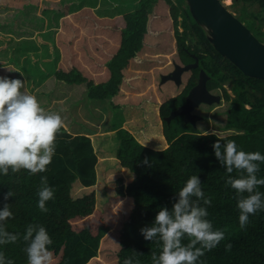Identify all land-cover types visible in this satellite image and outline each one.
Instances as JSON below:
<instances>
[{
  "label": "trees",
  "instance_id": "1",
  "mask_svg": "<svg viewBox=\"0 0 264 264\" xmlns=\"http://www.w3.org/2000/svg\"><path fill=\"white\" fill-rule=\"evenodd\" d=\"M164 1L170 5L171 17L177 27L179 61L176 63L194 62L192 54H195L199 65L190 70L191 75L180 94L159 106L164 120V136L168 141L166 148L147 146L128 129L116 131V157L121 167L133 176L127 183L119 177L115 192L111 194L130 199L127 207L130 205V208L123 211L121 227L118 228L120 249L117 251V263L123 264L127 259L129 264H153V257L158 260L163 247L159 234L152 240H145L140 230L154 225L155 216L162 207L171 211L179 199V190L192 175H197L211 205L197 202L207 207V219L212 221L214 229L225 232V239L212 250H205L199 264H264V210L250 215L246 227H240L237 201L242 197L227 184V180L239 178L246 172L233 169L228 173L212 147L219 140L223 150L227 141H235L238 149L264 154V79L244 74L223 57L210 43L206 31L193 18L184 0L183 5L172 0ZM158 3L159 0H137L133 4L137 8L125 14L127 25L122 32V45L108 63L111 78L107 82L95 84L76 68L70 72L54 70L56 78L69 84H83L87 101L111 100L120 90L124 66L127 67L130 60L137 57L145 44V34L150 30V15ZM232 5L238 6V18L264 42V0H233ZM179 25L183 27L182 31H179ZM201 69L210 76L207 82L209 91L222 89L225 97L231 99L229 109L215 113L226 114V119H217L221 122L220 130L229 131L226 135L201 132L197 124L189 130L185 120L179 116L176 119L180 121L165 120L183 104L197 83ZM227 83L234 97L226 89ZM45 102L48 104L49 101ZM47 104L44 103L45 107ZM54 143L55 154L46 171L32 174L27 169H20L13 172L9 167L7 174H0V209L7 205L13 212L7 220L0 221V231L6 234L3 236L6 242L0 244L4 264H9V261L27 264L25 248L29 241L24 237L28 226L45 227L51 238L47 247L51 254L57 256L55 264H87L94 257L98 259L101 241L110 231V227L105 225H100L97 232L89 225L81 230L74 229L72 225V220L92 215L99 204V190L95 188L99 163L96 144L87 134L73 135L64 124ZM146 157L148 165L143 164ZM254 163L259 168L257 177L264 178V162ZM42 176L47 177L48 185L54 189L52 198L45 202L47 211L43 212L37 207L38 191L44 186ZM256 190L264 193V185H258ZM9 191L14 195L5 199ZM192 199L196 200L195 197ZM7 234L15 235L16 241L8 242ZM188 239H182V243L186 244ZM227 244H231L230 249L226 248Z\"/></svg>",
  "mask_w": 264,
  "mask_h": 264
},
{
  "label": "crops",
  "instance_id": "2",
  "mask_svg": "<svg viewBox=\"0 0 264 264\" xmlns=\"http://www.w3.org/2000/svg\"><path fill=\"white\" fill-rule=\"evenodd\" d=\"M115 1L116 0H4V3H1L3 2L1 1V9L5 10L7 13L12 12V14L7 15L6 23H3L5 20L0 18V68L4 70L3 73L0 72V76L6 77L7 75L10 76L14 71L19 72L26 83L21 89L22 92L35 95L43 108H45L44 103L47 104L45 101H49L47 104L49 106L53 98L54 105L52 107L58 108L61 112L64 111V113L73 117L74 122H80L88 128V130L90 129V131H92L88 124L89 118L87 117L94 113L93 110L91 111L93 102L84 99L85 94L83 93L86 87L83 84H69L62 79H58L53 71L61 70L70 72L72 69L76 68L81 71L88 80L95 84L107 82L111 78V71L108 67V63L120 50L122 45V30L127 25L126 21L123 23L124 20H126L124 19L125 15L121 16L119 11L114 10V8L118 6ZM129 4H133L131 0ZM7 25H9L10 29L6 27ZM5 54H7V59H3L2 57ZM140 58L141 57H138V59ZM131 60L127 67L122 70L123 80L120 85V90L113 99L117 96H129L137 100L138 98H148L150 94L145 95V92L140 94V92L137 91L131 93L125 92L124 85H129V82L126 83V79L129 76L128 71L133 70V68H131ZM148 67L147 65L146 68H143L145 72L148 73V83H145L146 86L144 85L145 91L154 86L152 77L156 74V69L153 65L150 66V68ZM170 82L174 84L172 80H170ZM137 83L141 82L137 81ZM164 84L165 83L161 84L162 89H164ZM161 91L162 90H160V92ZM176 92L177 93L173 94L174 92L166 93L165 91L167 96H164L165 94L161 96V93H159L160 98L164 99L161 103L157 100L160 103L159 105L169 98L177 96L181 91L176 90ZM113 104L119 105L121 103ZM136 104L137 103H132V107L138 109L142 117L145 115H157V121L163 122L159 113V107L155 112L154 110L145 109L140 103L138 105ZM153 105H155L154 102ZM81 115L86 116V118L84 119ZM103 118L105 119L106 117L104 116ZM103 118L99 120V122H102ZM129 122L130 121L123 119L121 122L122 127L128 126L131 129L133 126H131ZM147 122H149V120H147ZM145 125L146 123H141L140 130H144L143 127ZM66 128L73 135H89L94 144H96V138H98V140L101 139L98 137L100 134H96V132L90 134L87 131L82 132L75 128L72 130L67 126ZM118 128L119 126L115 125L114 129L106 132L112 131L115 136V131ZM134 130L137 131V127ZM104 135H109V133ZM156 137L162 138L163 141L154 142V144H158V146L152 145L150 147L164 149L168 146L164 134ZM152 141L153 140H149L148 142ZM143 144L145 143L143 142ZM100 148H102V145ZM98 156V184L95 188L100 183L99 168L101 164H103L104 170L107 173V180L109 179L108 177H110L108 174H112L114 169L118 170L119 174H121L119 177H123L125 183L133 179V176L130 175L125 168L121 167L118 160L116 166H108L106 163L111 159L107 161L108 158L106 157L105 161L102 162L104 158H102L99 153ZM112 158H115V156ZM113 197L120 198L121 201H130L128 198L119 196ZM110 233L111 229L107 234ZM94 258L87 264L94 260Z\"/></svg>",
  "mask_w": 264,
  "mask_h": 264
},
{
  "label": "clouds",
  "instance_id": "3",
  "mask_svg": "<svg viewBox=\"0 0 264 264\" xmlns=\"http://www.w3.org/2000/svg\"><path fill=\"white\" fill-rule=\"evenodd\" d=\"M23 87L24 81L19 78L0 76V174H7L9 167L13 172L20 169H27L32 174L46 171L55 154L56 134L64 123L60 113L46 111L35 95L21 91ZM212 147L228 173L233 169L246 172L239 178L227 180V184L241 194L237 208L240 227L245 228L250 215L264 210V193L256 190L258 185H264V178L257 177L259 168L254 163L264 162V154L238 149L235 141H227L223 150L219 140ZM143 164H149L147 157ZM41 181L44 186L38 191L37 207L43 212L47 211L45 202L52 198L54 189L48 185L47 177L42 176ZM13 195L9 191L5 199ZM197 201L211 205L199 176L192 175L179 190V199L172 210L162 207L155 216L154 225L140 230L145 240H152L159 234L163 241L162 251L158 260L153 257V264H199L205 250H212L225 239V232L214 229L212 221L207 219V207L200 206ZM12 215L7 205L0 209V221ZM4 235L0 231V244L6 242ZM7 235L8 242L16 241L15 235ZM24 238L29 241L25 248L27 264H49L51 252L47 246L51 244V238L45 227L28 226ZM184 238H189L186 244L182 243ZM226 248L230 249L231 244ZM0 264H4L2 252ZM9 264L14 262L9 261ZM123 264H129V261L124 259Z\"/></svg>",
  "mask_w": 264,
  "mask_h": 264
},
{
  "label": "rangeland",
  "instance_id": "4",
  "mask_svg": "<svg viewBox=\"0 0 264 264\" xmlns=\"http://www.w3.org/2000/svg\"><path fill=\"white\" fill-rule=\"evenodd\" d=\"M3 1V2H1ZM1 3H4V0H1ZM86 1V0H85ZM117 1V2H116ZM115 3L118 5L114 10H117L120 12L121 16H124L129 11L135 10L137 6H133L137 0H131L132 5L129 4L130 0H116ZM177 5H183L187 2L184 0H172ZM222 2L227 6V8L236 16L238 17V11L236 8L238 6H233V0H222ZM114 4V3H113ZM115 4V5H116ZM188 4V3H187ZM5 6V5H4ZM12 14V12H6L5 10L1 9L0 6V18L4 19L5 21L3 23H6V17L7 15ZM125 19V16H124ZM182 17H179V20H181ZM126 20H124L123 23H125ZM127 24V22H126ZM5 25V24H4ZM4 27V26H1ZM6 27L9 28V25ZM5 27V28H6ZM176 28L173 22V19L171 17L170 12V5L166 3L164 0H159L158 5L154 8V13L150 15V26H149V32L145 34L144 37V48L141 49L140 54L137 55L136 58L132 59V65L131 68L133 70H129V76L126 79V83L129 82V85H124L125 92H140V94H143L145 92V95L149 96L148 98H138L137 100H134L133 98L127 96V97H115L108 101L103 102H93L92 109L94 112V115H89L88 124L90 125L92 131L88 128H86L84 125H82L80 122L76 123L73 120L72 116H69L68 114L61 112L58 108L52 107L54 105V99L51 100V105H47L44 109L49 112H58L63 118L64 124L74 130L78 129L82 132H89L90 134H100L98 137L101 138L98 140L96 138L95 143L98 150V153L105 161V158L107 157L106 165L108 166H116L117 163V157H116V147L118 144V139L116 137V131L120 128L128 129L130 132H133V134L136 136V138L141 143H145L149 146H158V144H154V142H160L163 141L162 138H157L156 136H161L164 134V120L161 118V121H157L158 116L157 115H145L141 116L140 111L138 109H134L132 107V103H139L142 104V106L147 110H154L157 111L159 104L164 101V99L160 98L159 93H161V96H163L166 93L174 92L173 94L177 93L176 90L182 91L187 83L188 78L191 75L190 72L184 73L182 79L183 84L182 85H175L171 84L170 80L162 82V75H167L170 72L174 70V63L178 60V46H177V39H176ZM179 31L183 30V27L179 25L178 27ZM264 30V27H263ZM123 32V30H122ZM3 59H7V54L2 56ZM138 57H141L138 59ZM118 62V61H117ZM193 63V62H191ZM116 64V62H115ZM182 65V63H178ZM154 66L156 69L155 76L152 77V80L154 82V86L152 88H149L145 91L146 86L145 83H148V73L145 72L143 68H146V66ZM124 68H126L124 66ZM0 72L3 73L4 70L0 68ZM8 72V71H7ZM161 75V76H160ZM9 78H19L22 81H24L23 76L17 71H14L10 76H6ZM137 81H140L141 83H137ZM165 83L162 86L161 84ZM170 84V85H169ZM26 85L24 81V86ZM169 85L168 87H165ZM151 86V85H150ZM161 86V87H160ZM212 87V86H211ZM226 89L228 90L231 97H234V92L231 89V86L229 83L225 84ZM218 89V88H217ZM214 89V91H211L213 94H216L220 97V101L215 102L213 104H205L201 105L198 108V112L200 117L204 116L202 120L201 118H198L195 122L197 124V127L200 129L199 131L204 133L209 132H215L219 135H226L229 133V131H221L220 125L221 122H217L218 120L226 119L225 115H215L217 112L224 113L227 109H229L231 105V99H227L222 91V89ZM160 90H162L160 92ZM153 94V96H152ZM179 95V94H177ZM164 96H167L165 94ZM162 99V100H161ZM159 100V102L157 101ZM153 102L155 105H153ZM113 103H121V104H113ZM158 103V104H157ZM249 107V106H248ZM101 115V116H100ZM106 117L105 119L103 117ZM84 119L86 116H82ZM100 117V118H97ZM167 117V116H166ZM178 117V116H177ZM181 116H179L180 118ZM103 118L102 122H99ZM108 118V119H107ZM123 119H126V121H130L129 124L133 126L131 129L128 126L122 127V121ZM176 119V117L174 118ZM173 119V120H174ZM181 119V118H180ZM180 119L174 120L180 121ZM185 119V117L183 118ZM149 120V122H147ZM166 120V119H165ZM200 120V121H198ZM167 121V120H166ZM184 121V120H183ZM74 122V123H73ZM141 123H146V127L144 126V130H140ZM185 125L188 126V129H194L196 125L192 123L191 121H186ZM188 123V124H187ZM126 124V123H125ZM124 124V125H125ZM116 126H119V128L115 131V137L110 131L111 129H114ZM137 127V131L134 129ZM134 130V131H133ZM106 133H109V135H104ZM112 133V134H110ZM163 133V134H162ZM149 140H153L152 142H148ZM168 142V141H167ZM99 144L102 145V148H99ZM115 158H112L114 157ZM101 162V163H102ZM119 162V160H118ZM118 165V164H117ZM100 173V183L96 187L97 190H99V204L98 207L95 209L94 213L87 218H77L72 220L73 228L76 230H81L86 225H89L94 232L98 231V228L100 225H105L110 227L111 233L106 234L100 244L98 259L92 260L89 264H118L117 263V251L120 249L119 246V238H118V228L121 227L122 223V217H123V211H127L130 208L128 207V200H122L120 198H114L111 196L115 192V188L118 184L117 179L121 175L119 174L118 170L114 169L112 174H108L109 179L107 180V173L104 170L103 164H101V167L99 168ZM124 176V175H122ZM127 176V175H126ZM128 177V176H127ZM105 192L102 193V192ZM76 193H79L78 190ZM110 197V200L108 199ZM113 197V198H112ZM57 262V256H54L51 254V259L49 261V264H55Z\"/></svg>",
  "mask_w": 264,
  "mask_h": 264
},
{
  "label": "water",
  "instance_id": "5",
  "mask_svg": "<svg viewBox=\"0 0 264 264\" xmlns=\"http://www.w3.org/2000/svg\"><path fill=\"white\" fill-rule=\"evenodd\" d=\"M191 14L196 22L204 28L210 43L223 56L234 63L244 74L264 79V42L236 17L221 0H186ZM193 63L175 64V69L167 75H162V82L172 80L176 85H182L183 74L197 68L199 58L192 54ZM210 76L201 69L198 82L190 89L186 101L167 117L171 122L176 116L183 115L184 120L195 124L200 118L191 111L201 103L213 104L220 101L218 95L212 94L207 82Z\"/></svg>",
  "mask_w": 264,
  "mask_h": 264
},
{
  "label": "flooded vegetation",
  "instance_id": "6",
  "mask_svg": "<svg viewBox=\"0 0 264 264\" xmlns=\"http://www.w3.org/2000/svg\"><path fill=\"white\" fill-rule=\"evenodd\" d=\"M176 63H174V65H175ZM186 64H188V63H186ZM182 65H185L184 63H182ZM174 69H175V66H174ZM162 77V76H161ZM198 79H199V76H198ZM198 82V81H197ZM211 92V91H210ZM212 93V92H211ZM213 94V93H212ZM214 95H216V94H214ZM185 101H186V98H185ZM185 101L183 102V103H185ZM182 105V104H181ZM181 105H179V106H181ZM201 105H205V103H201L197 108H195V109H193L192 111H191V113H192V115H198L199 117H200V115H199V112H198V108L201 106ZM208 105V104H207ZM178 106V107H179ZM177 107V108H178ZM182 118H184V116L182 115L181 116ZM204 117V116H203ZM203 117L201 116L200 118V120H202L203 119ZM200 120H198V121H200ZM196 125V124H195Z\"/></svg>",
  "mask_w": 264,
  "mask_h": 264
}]
</instances>
